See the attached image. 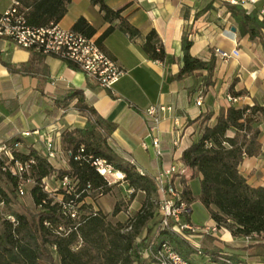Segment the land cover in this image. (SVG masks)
Segmentation results:
<instances>
[{"label": "trees", "instance_id": "1", "mask_svg": "<svg viewBox=\"0 0 264 264\" xmlns=\"http://www.w3.org/2000/svg\"><path fill=\"white\" fill-rule=\"evenodd\" d=\"M30 27L42 28L58 24L66 15L71 0H16ZM99 8L104 22L110 26L95 39L102 49L105 39L117 27L128 38L139 35L125 17V7L110 9L106 0H90ZM231 19L240 37L247 36L250 41H258L264 48V21L259 20L256 11H246L240 6L229 4ZM118 21L117 26L112 23ZM71 31L86 38H93L96 30L84 19L79 18ZM191 40L182 37V66L174 80H182L195 72H206L205 86H212L215 59L202 62L190 55ZM143 55L150 61L166 63L169 61L164 48L154 30L149 31L141 46ZM33 58H44L32 53ZM68 66L77 70L75 66ZM228 93L235 99L248 95L243 89ZM76 98L75 109L84 114L83 128L65 130L62 133V148L68 156V167L55 170L47 158L30 150L29 153L13 149V161L27 164L20 176H13L2 168L6 159H0V264H142L141 250L155 251L160 244L167 243L183 259L191 263V257H204L211 264H241L229 256L218 252L205 251L193 246L173 230V222L161 228L162 216L157 211L156 185L152 177L141 173L132 160L119 152L112 144L114 124L100 117L95 109L87 105L81 91H73L70 98ZM211 115L200 122V136L180 158L181 163L191 170V179L199 178L200 192L192 195L186 180L181 177V199L188 207L200 202L218 228H224L233 237L262 241L264 245V186L252 187L241 175L239 167L246 157L261 154L259 125L264 122V103L229 106L221 110L213 126L208 125ZM18 146V142L7 144ZM80 148L83 152L80 153ZM76 157L79 159L75 160ZM103 160L114 172L123 176V182L131 190V199L137 193L144 195L141 207L126 225H113L100 212L79 215L81 204L86 199L107 195L112 187L96 171L93 163ZM64 177L70 181V190L61 188ZM52 180L58 185L57 193L62 201L52 196V190H45L43 180ZM32 182L30 197L35 211L30 210L18 200V184ZM50 185V184H48ZM78 205L77 218L70 219L62 211V204ZM8 210L3 214L2 208ZM115 208L113 215L118 214ZM14 219L11 222L7 217ZM188 220V219H187ZM44 223L48 225H44ZM189 234V232H184ZM138 241V243H136ZM54 248V249H53ZM151 264L150 258H147Z\"/></svg>", "mask_w": 264, "mask_h": 264}, {"label": "crops", "instance_id": "2", "mask_svg": "<svg viewBox=\"0 0 264 264\" xmlns=\"http://www.w3.org/2000/svg\"><path fill=\"white\" fill-rule=\"evenodd\" d=\"M12 1L0 8V14ZM230 1L106 0L105 4L112 10L125 7L123 17L139 31L138 36L130 39L116 27L103 42L101 51L123 72L112 90L99 88L82 72L71 69L58 59L48 56L33 58L29 51L10 41L0 40V143L18 142V152L27 154L35 150L47 158L55 170L67 169L62 133L83 128L86 122L85 115L74 107L77 99L70 98V93L78 90L87 105L114 124L112 144L119 152L125 153L138 170L152 177L163 166L183 167L182 177L190 188L191 182H199V178L191 179V170L181 163L180 158L183 151L199 138L201 120L211 115L208 125L213 126L219 112L229 106L264 103V48L258 41L239 36L231 19ZM246 11L259 14L257 7ZM81 17L96 30L94 40L110 26L90 0H71L58 26L71 30ZM112 25L117 26L118 21ZM151 30L157 33L169 58L166 63L150 61L141 51ZM185 34L192 42V57L202 62L214 57L212 86H205L204 71L182 80L173 79L182 66L181 41ZM216 49L226 53L236 51L237 54L224 62L215 54ZM232 85L235 91L245 89L248 95L229 100L228 89ZM198 96L203 98L201 106L195 103ZM154 106L171 108L170 112L160 114L157 125L145 115L146 110ZM175 120L177 128L174 127ZM154 127L153 134L159 138L162 152L159 159L149 137ZM174 129L178 131L177 147L171 143ZM259 129L261 154L244 158L239 167L241 175L252 187L264 186V122ZM143 143L146 149L142 148ZM50 151L53 153L51 158L48 157ZM116 173L120 174L114 172L113 175ZM121 176L116 178V183L121 182L119 185L123 187L126 184ZM180 179L176 177L174 180L179 186ZM48 184H52V180ZM199 192L191 193L197 196ZM192 204L185 221L191 225ZM205 227L215 228L216 232L202 237L192 236L190 243L193 246L200 248L207 244L209 251L243 261L244 251L237 248L243 247L239 243L245 238L233 237L226 229L218 228L209 215Z\"/></svg>", "mask_w": 264, "mask_h": 264}, {"label": "built area", "instance_id": "3", "mask_svg": "<svg viewBox=\"0 0 264 264\" xmlns=\"http://www.w3.org/2000/svg\"><path fill=\"white\" fill-rule=\"evenodd\" d=\"M233 6H240L242 9L256 8L259 12V19L264 21V0H232L229 3ZM0 40H7L16 46L29 51L30 53L53 57L64 63L75 66L78 71L82 72L84 76L94 82L99 88L112 90L113 86L123 76L122 70L118 65L106 56L101 49L97 46L93 38H86L80 34L74 33L71 30H63L58 24H50L42 28H34L27 25L24 13L20 11V5L16 0H13L11 5L0 14ZM218 58L224 62L236 56L237 52L226 53L218 49L215 50ZM229 100H233L228 96ZM202 96H198L196 105H202ZM170 107L158 106L150 107L146 110L145 115L157 125L160 121V114L170 112ZM174 127H178V122L175 120ZM152 128L149 137L151 138V146L154 149L155 156L159 159L162 156L160 148V140L153 134ZM171 143L174 147L178 145V131L174 129L171 133ZM17 146L10 147L7 144L0 143V156L6 159L3 171H8L13 176H20L26 170L27 164H21L13 161V149ZM51 146L48 145V148ZM146 144H142V148L146 149ZM80 153L83 149L80 148ZM70 156V152L66 153ZM48 157H53L50 151ZM1 159V157H0ZM79 159L76 157L75 160ZM96 171L106 179L107 174H113L111 166L107 165L103 160H96L93 163ZM142 173V171H140ZM184 168H177L175 165L168 167H161L158 172L152 176L156 185V206L157 211L162 216L160 223L161 228H166L168 222H173V230L180 233L185 240L190 242L194 234L208 235L216 232L215 228L208 227H194L191 224L183 221L185 216L189 214V208L185 201L181 199V190H178L175 183V178L182 177ZM45 190H48V181L43 180ZM60 186L66 192L70 188V181L64 177L60 182ZM18 192L23 195L22 187H18ZM62 199L59 198V202ZM79 206L74 203L62 204L63 213L70 219L77 218V208ZM11 222L14 219L10 216L7 217ZM44 225H48L44 223ZM189 232L185 234L184 232ZM54 249V248H53ZM151 264H190L189 261L183 259L176 253L172 247L167 243H162L155 250H148ZM200 255V252H198ZM229 264L228 261L223 260L222 263Z\"/></svg>", "mask_w": 264, "mask_h": 264}, {"label": "rangeland", "instance_id": "4", "mask_svg": "<svg viewBox=\"0 0 264 264\" xmlns=\"http://www.w3.org/2000/svg\"><path fill=\"white\" fill-rule=\"evenodd\" d=\"M9 2L10 0H2L0 2V8L7 5ZM0 157L1 159L4 158L3 156ZM182 176L184 177V174ZM106 180L112 187L111 191L107 195L84 200L81 204L79 215L86 216L91 214L92 212H100L101 214L106 216V220L109 223L113 225H126L127 221L134 217L139 208L141 207V204L144 200V195L142 193H137L135 197L131 199L130 195L132 191L129 190L125 185L123 187L122 185H119L121 182L116 183L117 179L114 177L113 174H107ZM19 186L23 189V195H20L17 188L19 202L21 204H24L30 210L35 211L29 193L30 188L33 186V183L27 182L25 184H18V187ZM176 187L178 188V190H181V186H179L178 184H176ZM48 189L52 190V196L55 199L61 198V196L57 193V190L59 189L57 184H50ZM190 190L193 194L198 193L200 190L199 182H191ZM115 208H118L119 210L117 215H113ZM191 211L192 212L190 215V223H192V226L199 228L205 227L206 223L208 222V212L205 207H203V205L198 201L193 202ZM2 212L3 214H7L8 210L3 207ZM186 217L187 216L183 218V221H186ZM193 236L202 237L204 235L194 234ZM259 242L262 241H255L245 238L244 242L239 243L240 247H243H238L237 250L244 251V259L241 264H264V245ZM136 243H138V241H136ZM204 246L205 247L201 246L199 249L202 252L209 251V249H206V247L209 248L207 244H204ZM148 250L149 249L143 248L141 250V260H144L142 264L148 263ZM190 261L192 264H211L200 255L191 257Z\"/></svg>", "mask_w": 264, "mask_h": 264}, {"label": "bare ground", "instance_id": "5", "mask_svg": "<svg viewBox=\"0 0 264 264\" xmlns=\"http://www.w3.org/2000/svg\"><path fill=\"white\" fill-rule=\"evenodd\" d=\"M121 174V173H120ZM120 174H118V173H116V174H114V177L115 178H120ZM122 177V176H121Z\"/></svg>", "mask_w": 264, "mask_h": 264}, {"label": "water", "instance_id": "6", "mask_svg": "<svg viewBox=\"0 0 264 264\" xmlns=\"http://www.w3.org/2000/svg\"><path fill=\"white\" fill-rule=\"evenodd\" d=\"M232 31H235V29H234V28H232Z\"/></svg>", "mask_w": 264, "mask_h": 264}]
</instances>
